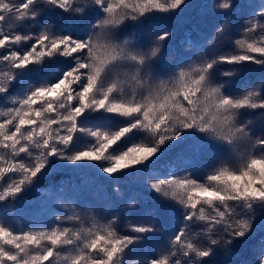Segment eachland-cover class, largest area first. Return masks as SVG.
Wrapping results in <instances>:
<instances>
[{"label": "snow or ice", "instance_id": "obj_1", "mask_svg": "<svg viewBox=\"0 0 264 264\" xmlns=\"http://www.w3.org/2000/svg\"><path fill=\"white\" fill-rule=\"evenodd\" d=\"M190 5L214 34L194 24L174 48L170 30L148 45L119 42L126 20L184 19ZM90 12L105 18L69 27ZM224 64L233 68L221 73ZM255 69H264V0H0V264L236 255L264 232V71L233 91V77ZM130 83L148 95L128 99ZM241 142L245 158L228 167ZM92 196L106 203L107 224L68 226ZM243 264H264V238Z\"/></svg>", "mask_w": 264, "mask_h": 264}, {"label": "trees", "instance_id": "obj_2", "mask_svg": "<svg viewBox=\"0 0 264 264\" xmlns=\"http://www.w3.org/2000/svg\"><path fill=\"white\" fill-rule=\"evenodd\" d=\"M13 3H20L21 0H12ZM190 2L197 3V0H190ZM106 16V14H105ZM184 19H175L171 18L170 14L164 13H149L145 17L139 18L137 21L126 20L122 25L118 26V30L116 35L120 37L119 42H123L124 39H129L133 43H138L140 45H148L155 39V35L158 32L164 30H170L174 32V36L170 38L168 42V48H174L180 45L181 41L185 39V33L190 31L193 25H197L198 27L204 29L207 33H215V29H213L214 21L207 17L206 15H201L197 9H194L191 5L184 13ZM105 17L97 16L95 12H90L86 17L82 19H78L76 25L69 23V27L72 28H91L93 23H98L99 19ZM6 27V25H5ZM236 38H242L239 35ZM221 47L224 46L226 41H217ZM231 51V49H228ZM172 59V57H169ZM233 68L232 65H221L220 72H227ZM155 70V69H154ZM121 71L127 72L129 71L128 68H122ZM264 71V69H255L254 71H246L243 73H238L235 77H233L234 84H233V91L239 95L240 89H242L243 85L247 81L255 80L259 75L260 72ZM163 79H167V77H163ZM125 96L128 99H131L132 95H136L137 99H140L142 96H147L148 92L146 89H142L137 87L135 84L130 83L125 88ZM95 119V118H93ZM244 119H254V117L248 116L244 117ZM119 121H113L112 124H116ZM257 126L259 127L260 122L256 121ZM247 145L244 142L240 143L239 148L235 154H232L230 164L227 165L228 167H239L242 158H245L247 153ZM218 158V157H217ZM167 160V156H164L160 159L158 163H164ZM167 169H162V174L167 173ZM207 171V170H204ZM173 175H182V173L177 170ZM203 175V172H202ZM51 178L47 181L42 182L38 186H34L30 189L27 193L24 194V201H31L37 197L38 191L37 188L46 187L47 184L50 182ZM203 182V181H201ZM133 193L129 192V195ZM91 195V193H89ZM92 204L94 205L91 208H83L77 207L75 211L82 217L81 222H69L68 226H75L77 229L79 228H93L95 225H106L107 220L104 219L102 211L107 208L106 203L99 197V196H92L90 197ZM206 211L207 206H205ZM100 209L101 211H97ZM65 211L68 215H72V209L66 208ZM122 227L127 228L129 223H135L137 217L135 214L127 215L126 217H122ZM20 227H25L27 221L23 218L19 219L18 221H14ZM261 238H264V232H257L255 237L251 239L247 244L241 245L238 249L236 255L232 257L226 258L223 255L216 256L213 260H210L208 264H243V261L246 259H250L252 255L253 248L258 244ZM140 256H133L129 259H140Z\"/></svg>", "mask_w": 264, "mask_h": 264}]
</instances>
